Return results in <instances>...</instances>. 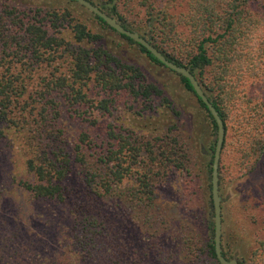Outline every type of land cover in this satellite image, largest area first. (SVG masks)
Returning <instances> with one entry per match:
<instances>
[{"label": "trees", "instance_id": "1", "mask_svg": "<svg viewBox=\"0 0 264 264\" xmlns=\"http://www.w3.org/2000/svg\"><path fill=\"white\" fill-rule=\"evenodd\" d=\"M87 1L126 29L143 31L144 38L167 59L194 75L218 111L225 133L228 124L238 127L236 132L244 147L242 157L252 171L264 154V103L252 102L241 91L246 81L264 80V0H186L185 10L179 13H171L169 7L157 10L152 0H141L143 18L138 25L121 14L117 0ZM92 16L115 32L101 18ZM47 22L51 24L47 26ZM63 22L70 28L71 38L58 28ZM179 27L187 30L185 40ZM118 35L135 44L153 63L166 68L146 49ZM98 40L99 36L68 9L0 8V157L5 155L6 161L4 164L0 159V169L4 168L0 173V264H130L119 263L114 238L116 215L106 204L115 196V187L122 179L120 169L126 161L122 151H127L128 161L136 166L141 154L144 156L135 185L136 204L144 224L154 221L155 190L161 177L188 164L187 153L175 134L154 137L156 145L140 147L112 129L109 134L113 143L103 157L102 153H93L88 133L81 132L71 140L62 122L60 100L71 107L102 113L112 103L102 98V92H130L144 99L162 97L164 93L153 83L136 88L134 83L143 80L139 68L120 62L102 48L92 50L81 45ZM207 74L211 77L208 83ZM178 76L215 130L205 104L189 81ZM90 84L96 89L95 105L87 92ZM209 92L215 95L211 97ZM162 98L174 118L179 117L176 105ZM93 158L95 163L90 162ZM76 168L81 175V190L67 185ZM209 199L212 217L211 195ZM35 202L61 209L51 215L44 213L41 219L37 208L30 213L25 209ZM205 227L214 231L211 221ZM221 248L222 255L230 259ZM202 251L206 253L202 264H208L209 259L211 264H219L211 237ZM151 253L158 259L173 260L159 243L152 242L145 247L142 264L149 261ZM238 263L264 264V236L255 240L249 259Z\"/></svg>", "mask_w": 264, "mask_h": 264}, {"label": "rangeland", "instance_id": "2", "mask_svg": "<svg viewBox=\"0 0 264 264\" xmlns=\"http://www.w3.org/2000/svg\"><path fill=\"white\" fill-rule=\"evenodd\" d=\"M141 0H117L119 10L130 23H138L143 18V10L139 6ZM156 9L170 8L171 13L185 10L186 0H152ZM0 8H17L33 11L35 8L44 10L68 9L77 19L84 21L89 30L99 36L96 42L81 44L87 49L102 48L115 56L120 62L140 69L143 80L134 83L136 88L140 84H156L162 91V97L169 98L181 112L174 118L170 109L163 105V98L144 99L136 97L130 92L103 93L112 103H108V111H88L81 106H70L60 100L63 113L62 122L68 135L76 138L81 132L88 133L92 140L93 153L106 156L113 140L109 131L125 137L133 146L144 144L156 145L153 138L164 135H177L187 153L188 164L183 169L166 171L158 182L154 221L144 224L140 218V210L136 204L135 185L137 172L142 165V154L139 166L133 165L123 150L126 171L120 169L122 179L115 187V196L106 200V204L114 211V238L119 252V263L142 264L140 259H146L145 247L159 243L162 251L173 260L158 259L153 253L145 264H202L205 252L202 251L204 242L209 237L213 239V232L206 229L205 224L213 221L209 205L211 195V163L216 142V129L211 126L209 118L198 105L195 97L181 84L179 76L153 63L145 54L141 53L135 44L129 43L117 33L99 24L91 13L78 4L67 0H0ZM153 22L156 16L153 17ZM153 22L150 24L153 25ZM51 23L47 22V26ZM58 25V23H57ZM63 34L71 38L70 28L63 22ZM182 29V39H186L187 30ZM58 30L57 28H55ZM147 29V28H145ZM59 31V30H58ZM145 37L143 31H136ZM27 74V73H25ZM210 75H206L208 83ZM89 96L96 103V89L90 84L87 88ZM213 97L214 93H207ZM241 95L252 102L264 103V80H249L244 83ZM86 111L87 114H84ZM80 114V115H79ZM236 125H229L225 133L219 162V195L221 198V246L228 258L237 261L248 260L254 248L255 240L264 236V154L250 171L242 157V138L236 132ZM74 137V138H73ZM144 149V148H142ZM96 155V156H97ZM95 156V157H96ZM0 157V159H3ZM2 163H6L5 159ZM185 161V160H184ZM95 163L96 159L90 161ZM185 163V162H184ZM10 168V167H9ZM15 173L21 175L20 170L12 167ZM4 168L0 169V173ZM79 170L72 171L67 185L73 189H83L80 185ZM20 177L18 176L17 179ZM26 206L28 203L26 202ZM43 214L58 212L54 204L35 202L26 208ZM50 215H47L50 216ZM212 234V235H211ZM152 235V236H151ZM153 237V239H152ZM186 238L191 239L187 241ZM143 250L141 253L138 251ZM194 257L197 258L193 262ZM188 258V259H187ZM211 264V259L207 260Z\"/></svg>", "mask_w": 264, "mask_h": 264}, {"label": "water", "instance_id": "3", "mask_svg": "<svg viewBox=\"0 0 264 264\" xmlns=\"http://www.w3.org/2000/svg\"><path fill=\"white\" fill-rule=\"evenodd\" d=\"M72 1L76 2L78 5L83 7L92 15L101 18L108 27L113 29L118 34L129 38L134 43L146 49L155 59H157L160 63H162L167 69L187 79L195 95L202 101V103L205 104L206 108L208 109L216 125V142H215L212 164H211V200L213 206V221H214V231H213L214 253L219 264H239L238 261L234 258L232 259L225 258L222 255V248H221V198L219 195V162H220L222 147L225 140V128H224V123L218 114V111L209 101L207 95L204 93L198 81L196 80L194 75L190 73L188 69L179 66L173 61L167 59L159 50H157L144 37H142L135 31L126 29L114 17L108 15L107 13H105L104 11H102L100 8L93 5L89 1L87 0H72Z\"/></svg>", "mask_w": 264, "mask_h": 264}]
</instances>
